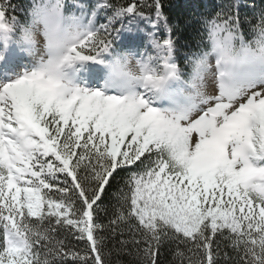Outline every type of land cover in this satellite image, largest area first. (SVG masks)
Returning <instances> with one entry per match:
<instances>
[{
	"label": "snow or ice",
	"instance_id": "1",
	"mask_svg": "<svg viewBox=\"0 0 264 264\" xmlns=\"http://www.w3.org/2000/svg\"><path fill=\"white\" fill-rule=\"evenodd\" d=\"M76 7L36 6L52 59L0 78V264H109L106 242L118 236L117 251L139 264H158L165 244L178 264H264V5L255 24L234 5L202 21L211 51L182 53L183 65L161 0ZM15 8L0 0V19L19 24ZM101 9L113 10L106 23ZM65 11L72 23L55 38ZM126 17L152 25L151 51L113 59ZM212 53L218 75L206 95ZM54 63L112 71L90 74L98 85L66 81L46 75ZM187 64L192 91L177 92Z\"/></svg>",
	"mask_w": 264,
	"mask_h": 264
},
{
	"label": "trees",
	"instance_id": "2",
	"mask_svg": "<svg viewBox=\"0 0 264 264\" xmlns=\"http://www.w3.org/2000/svg\"><path fill=\"white\" fill-rule=\"evenodd\" d=\"M65 2L70 9L75 10L78 14L80 9L76 7V4L85 5L90 13L96 4L103 3V0H75V2L74 0H65ZM108 2L119 6L127 5L130 2H134V0H108ZM31 3L32 0H11V4L16 6V8L10 15H17L20 21L23 22L28 18V9ZM148 3L151 4L152 0H148ZM161 4L162 11L167 17L169 25L173 26V38L176 40L178 49L177 58L183 65L185 56L182 53L199 51L201 48L206 49L208 45L206 28L202 21L214 18L215 14L224 8L225 5H234L235 11L238 12L242 20L248 17L251 19L252 24L258 23V18H255L253 13L256 7L264 5V0H161ZM112 11V9H101L97 16V23H106V18L112 14ZM144 11L145 15H152L154 19V9H144ZM123 23L125 27L121 29L119 39L115 41L116 48L121 51L129 50L133 47L137 48L138 51H143L147 48L151 51L149 33L154 31L152 25L145 19L137 18L132 20L131 17H126ZM120 26L118 21L115 27L120 28ZM242 29H250V26L247 23L242 24ZM157 34L161 37L165 35V30L162 26L157 30ZM247 38L251 39V34ZM7 51L10 57L19 55V58L22 59L25 56L22 51L16 48H11ZM99 72H104V69L100 67ZM87 74H92V71H87ZM112 191L115 192L116 188L114 187ZM115 203L114 197L110 201H106V204L110 206ZM110 213L111 208L109 207ZM101 216V222L106 224L107 216L103 212ZM105 235H108V233H105ZM119 239L121 237L118 236L115 241L108 240L106 242L105 251L109 253L107 256L109 264H139V259L135 254L130 255L128 251H117L119 244L116 241ZM223 251H226L229 257L235 256V253L230 248L225 247ZM173 253L174 245L165 244L162 246L158 255V264H178L173 258ZM220 264H232V261H226L222 257Z\"/></svg>",
	"mask_w": 264,
	"mask_h": 264
},
{
	"label": "clouds",
	"instance_id": "3",
	"mask_svg": "<svg viewBox=\"0 0 264 264\" xmlns=\"http://www.w3.org/2000/svg\"><path fill=\"white\" fill-rule=\"evenodd\" d=\"M65 0H61L64 3ZM54 4L56 0H32L31 6L28 9V18L17 25L6 23L3 19H0V56L3 58L7 55V50L16 48L22 51L26 56L32 60V67L39 68L42 64L47 65L48 61L52 59L50 50L48 47L49 40L44 34V26L40 23H33V9L36 6L43 4ZM72 13L65 11L64 16L56 21L55 25V38L63 36L65 31L70 27L71 21L67 18ZM233 46L237 52L240 50V43L234 41ZM205 51H211V45L205 49ZM126 55H129L128 50L121 51L118 57L113 59H120ZM2 61V60H0ZM208 63L211 66L210 70L204 74V80L201 86V90L207 95L210 93L211 87L216 83V76L218 72L216 70V55L212 53L208 57ZM131 64L134 66L135 61L132 60ZM104 69V77L108 79L112 69L108 65H100ZM86 65L79 63L72 65H61L54 63L48 69L45 70L46 75H52L54 77H62L66 81L79 82L81 74L85 71ZM192 64L181 66V78L174 81L171 87L177 92L188 93L192 91L190 81L192 75ZM103 83V81H102Z\"/></svg>",
	"mask_w": 264,
	"mask_h": 264
},
{
	"label": "rangeland",
	"instance_id": "4",
	"mask_svg": "<svg viewBox=\"0 0 264 264\" xmlns=\"http://www.w3.org/2000/svg\"><path fill=\"white\" fill-rule=\"evenodd\" d=\"M30 64H32V60L28 57V56H24L22 57V61L21 62H15L12 66V70L10 71H3V68H2V63L0 64V78H3L4 74H7L8 72H12V73H20L22 74L23 71L27 70L30 66ZM3 71V72H2ZM98 84L99 81H90V84Z\"/></svg>",
	"mask_w": 264,
	"mask_h": 264
}]
</instances>
